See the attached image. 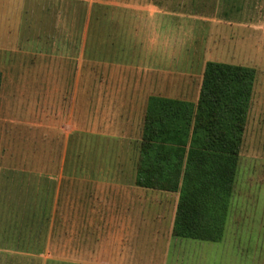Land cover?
<instances>
[{"label": "rangeland", "instance_id": "374dc122", "mask_svg": "<svg viewBox=\"0 0 264 264\" xmlns=\"http://www.w3.org/2000/svg\"><path fill=\"white\" fill-rule=\"evenodd\" d=\"M146 5L149 4L134 0H63V16L57 14L55 17L51 12L54 7L50 6L48 1L45 5L46 12L41 10L36 13L40 14V22L34 16V12L30 13L24 20L26 25L31 23V27H36L39 23L41 26L45 24L48 32L56 28L57 44H59L58 32L61 28L62 45L55 47L53 34H51L53 38L45 36L47 41L42 48L45 47L47 52L45 72L50 78L47 83L40 84L24 81L23 75L30 73L31 66L35 67L27 65L28 61L31 64L27 53L30 46L25 41V37L28 36H21L22 43H18L20 40L16 42L17 50L13 53L16 64L5 68L3 72V93L0 94V152L4 149L3 154H10L12 150L16 156L23 154L34 156L40 153L48 159L52 158V161L55 155L67 153L70 159L68 165H73V160L78 156L80 176L84 177L83 172H87L89 184L92 185L90 188L94 198L90 196L89 201L91 198L90 203L94 204L95 216H97L101 203H113L119 199L117 189H109L108 185L102 184L98 186L95 181L97 174L104 172L106 176V173L110 172L113 176L114 172L121 171L130 177L137 171L139 138L142 133L147 96L187 94L188 100L197 101L206 60H224L248 65L256 69L257 77L240 152L230 212L231 216L238 218H254L256 221L254 230L258 231L260 229L258 225L264 220V18H259L256 12L249 9L252 0H214L209 4V8L213 7L214 10L216 7L217 14L232 20L222 19L224 22L222 26L216 23L215 26L206 29L207 25H204L206 22L214 24L217 21L206 20L203 24L199 20H154L140 9ZM187 5L191 7L196 5V2L192 3L191 0ZM18 12L16 10V16ZM43 13L45 18H42ZM166 21L173 25L169 31L164 28ZM228 21L230 23H227ZM88 27L92 31L90 36L92 39L89 38L90 53L89 49L85 51L86 47L83 48L82 43L84 37L82 32L84 33L85 28L88 31ZM78 43L82 45L79 49L80 53L85 51V57L80 62H83L80 66V72L84 75V81L81 82L83 92L87 87H91L92 78L94 81L96 119L93 129L87 121L85 99L80 100V105L83 106H79V109L83 110L79 116L76 115L77 106L72 102L71 93L75 85L74 59L57 55L62 51V54L72 56L75 53L74 46ZM156 43L168 44L171 49L166 53L158 52V66L155 71H151L150 62L154 58L150 48L151 44ZM180 45L182 47H179ZM190 46L192 48L195 46L196 50H189ZM180 48L185 49L183 51ZM187 49L191 55L193 52L197 54L196 67L180 66L181 61L184 60L181 58L182 55L188 54ZM168 55L172 58L171 65L168 63L170 60ZM42 58L41 55V62ZM44 85L45 98L38 97V92L35 91ZM102 95L105 98H102ZM44 101L47 113L46 120L41 119V122L50 124L48 130L51 132H47L46 136L51 139L41 144L39 134L43 132H38L35 129L38 126L31 124H38L40 121L37 117L34 121L33 112L34 108L37 110ZM72 107L73 111L70 113ZM27 108L31 109L30 113ZM60 110H63L64 115L59 113L57 116ZM24 113L28 114L31 124L23 120L19 122L18 119ZM75 120H79V124ZM67 134L69 140L64 141L67 139ZM34 159L37 160L33 157V161ZM46 165L53 167L54 163L46 162ZM105 176H102L103 179ZM81 190L80 185V199L83 201L84 191L82 195ZM146 190L148 193L143 195L141 201L144 218L165 217L166 220H170L179 193L158 189L146 188ZM107 209L108 206L105 207V213L111 212ZM111 213L119 214L115 210ZM90 214H94V211ZM85 243L69 244L70 249H68L66 242L60 241L55 249V251L58 249L59 257L56 254L54 256L53 246H49L52 253L51 255L47 253L50 255L46 257L47 264L76 262V259L72 260L71 256H68V251L77 245L80 252L86 247ZM143 243L144 260L142 261L148 263L149 258H145V252L151 251L150 243ZM258 243L264 245L262 239L256 241L255 245L257 246ZM83 255L85 256L84 252ZM234 257L236 255L232 250L225 249L216 253L203 252L201 256L197 254L193 261L194 264L198 262L201 264L200 260L204 261L202 264H235ZM26 261L18 259L15 260V264L21 262L26 264ZM251 263V261L245 262V264ZM27 264H45V260L34 259ZM238 264H241V258L238 259Z\"/></svg>", "mask_w": 264, "mask_h": 264}, {"label": "crops", "instance_id": "0c3cea01", "mask_svg": "<svg viewBox=\"0 0 264 264\" xmlns=\"http://www.w3.org/2000/svg\"><path fill=\"white\" fill-rule=\"evenodd\" d=\"M48 1L50 6L54 7L51 11L54 13V16L56 17L57 14L63 16V0H0V73L2 80H4L3 72L5 68L15 66L16 64L13 53L17 50L16 45L22 43L21 36L23 35L28 36L25 37V41L30 46L27 53L31 64L28 61L27 65H33L36 68L30 67V73L23 75L24 81L45 84L50 78L45 72V68L47 67L45 60L47 52L45 47L42 48V45L47 41L45 39L46 35L49 38H53L51 34L54 36L55 47L57 48L59 44L62 45V30L60 28L58 32L59 44H57L56 28L54 31L48 32L44 26L45 24L41 26L39 23L38 26L31 27V23H27V26L26 22H24L31 12H34V16L40 22V14L36 13L41 12V10L46 12L45 5ZM134 1L149 4L140 7V9L150 19L154 20H199L203 24L206 20L217 21L214 24L206 22L204 24L207 25L206 29L215 26L216 23L222 26L224 24L222 19L232 20L231 18L226 19L217 14L216 7L214 10L212 9L213 7L209 8V4L214 0H192V3L196 2V5H191V7L187 5L191 0ZM42 3L43 6L41 7ZM249 9L254 13L256 12L259 18H264V0H252V6ZM16 10L19 11L17 16ZM42 18H45V13H43ZM229 21L227 23H230ZM171 26L173 25L167 21L164 24L166 31H169ZM207 32L209 33L208 30ZM82 34L84 36L82 37L83 48L86 47L85 51L89 49L90 53L91 42L89 38L92 34L90 27H88V31L85 28ZM93 46L94 44H92ZM74 47L75 53L72 56L62 54V51H59L57 55L62 58L74 59L75 75L73 82L75 85L73 87L74 91L71 93L72 102H75L77 106L76 115L79 116V113L83 110L81 109L80 111L79 109V106H83L80 105V100L85 99L87 121L90 128L93 129L96 119L94 81L92 78L91 87H87V90L83 92L84 89L81 82L84 81V75L80 72V66L83 62H80L85 57V51H83L84 53H80L79 49H81L82 45L79 43L75 44ZM179 47H182V45ZM170 49L168 44H151L150 51L154 58L150 62L151 71H155L158 66V52L166 53ZM184 49L180 48L183 51ZM189 50L195 51L196 47L192 48L190 46ZM189 50L187 51V55H182L181 58L184 60L181 61L182 64L180 66L187 68L196 67L197 54L193 52L191 55ZM6 55H8L7 58ZM41 55L43 57L42 62ZM168 56L170 57L168 63L171 65L172 58L170 55ZM11 58L13 59L11 60ZM208 61L210 60L205 61L204 69ZM21 65H23V62ZM36 92H38V97L42 96L41 98H45V85L40 86ZM2 93L3 86L1 88V95ZM199 93H197L198 96ZM61 94L67 95V93ZM154 95H148L147 102L149 97ZM155 96L188 98L187 94H156ZM102 98L105 97L102 95ZM27 109L30 113L31 109ZM72 111L73 107L70 109V113ZM27 113L20 116L19 122L23 120L25 123L31 124V119ZM46 113L44 101L41 102L37 110L34 108L33 112L34 121H36V117L40 121H38V124H31L38 126V128H35L38 132H43L39 134L41 144L51 139L46 136L47 132H51V130H48L50 129L48 127L50 124H43L41 122V119L46 120ZM59 113L64 115L63 110L57 112V116ZM68 113L67 117H69ZM54 117L56 118V113H54ZM78 121H76L77 124H79ZM68 140L67 134V139L64 141ZM140 143L141 137L139 138ZM3 150L0 152V264H15V260L18 259L27 260L26 264L30 260L42 259L47 264L46 257L52 253L49 250V246H53L54 256L56 254L59 257V254H57L58 249L56 251L55 249L56 244H59L60 241L66 242L67 248L69 244L75 242H86L84 250L79 252V247L76 245V247L74 246L68 251V256H71L72 260L76 259V262H71V264H194L193 260L194 258L196 259L197 254L201 256L203 252L216 253L225 249L232 250V253L236 255L234 257L235 264H238L239 258H241V264H245L247 261H251V264H264V245L261 246L259 243L257 246L255 245V242L260 241V239L264 242V220L258 225L260 229L255 231L254 222L256 221H254V218L231 216L230 208L232 207L233 195L230 201L224 235L221 240L205 241L184 238L176 236L173 233L178 201L172 208L170 220H166L165 217L157 219L144 218V215H142L143 202L141 201L143 195H146L148 192L146 190L147 187L136 184L137 171L134 172V176L131 175L130 177L121 171L114 172L113 176L110 172H107L106 176L104 172L97 174L95 181H97L98 186L102 184L104 186L108 185L109 189H117L119 199L113 203H101L100 208H98V214L95 216L94 204L90 203L91 198L89 201L90 196L92 199L94 198L90 188L92 185L89 184L87 172H83L84 177L80 176L78 156L73 160V165H68L70 159L67 153L55 155V159L52 161V158L48 159L40 153L34 156H26L24 154L16 156L12 153V150H10V154H3ZM33 157L37 160L34 159L33 161ZM41 159L43 162H41ZM35 161L37 163H34ZM46 162H53L54 166L49 167V165H46ZM103 175L105 176L104 179ZM80 185L82 195L84 191L83 201L80 199ZM98 186L97 188L99 189ZM106 206H108V211L112 212L115 210L119 214L115 213L112 215L111 212L105 213ZM89 209L91 210L90 212L94 211V214L89 215ZM143 242L150 243L151 251L145 252V258H149L148 263L142 261L144 260V252L142 251ZM159 247L162 249L160 250ZM47 253H50V255ZM200 263L202 264L204 261L200 260ZM20 264H24V262Z\"/></svg>", "mask_w": 264, "mask_h": 264}, {"label": "trees", "instance_id": "16d2710c", "mask_svg": "<svg viewBox=\"0 0 264 264\" xmlns=\"http://www.w3.org/2000/svg\"><path fill=\"white\" fill-rule=\"evenodd\" d=\"M256 77L254 67L210 60L197 101L149 97L136 184L179 193L174 235L222 239Z\"/></svg>", "mask_w": 264, "mask_h": 264}]
</instances>
